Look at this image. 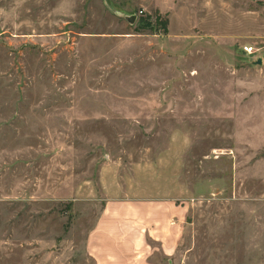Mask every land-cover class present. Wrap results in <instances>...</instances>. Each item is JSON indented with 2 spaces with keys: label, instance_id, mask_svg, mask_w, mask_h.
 Returning a JSON list of instances; mask_svg holds the SVG:
<instances>
[{
  "label": "rangeland",
  "instance_id": "obj_1",
  "mask_svg": "<svg viewBox=\"0 0 264 264\" xmlns=\"http://www.w3.org/2000/svg\"><path fill=\"white\" fill-rule=\"evenodd\" d=\"M129 201L171 264H264V0H0V264H96Z\"/></svg>",
  "mask_w": 264,
  "mask_h": 264
},
{
  "label": "crops",
  "instance_id": "obj_2",
  "mask_svg": "<svg viewBox=\"0 0 264 264\" xmlns=\"http://www.w3.org/2000/svg\"><path fill=\"white\" fill-rule=\"evenodd\" d=\"M179 217L169 202H109L90 234V254L96 264H171L178 248Z\"/></svg>",
  "mask_w": 264,
  "mask_h": 264
},
{
  "label": "water",
  "instance_id": "obj_3",
  "mask_svg": "<svg viewBox=\"0 0 264 264\" xmlns=\"http://www.w3.org/2000/svg\"><path fill=\"white\" fill-rule=\"evenodd\" d=\"M126 18L129 20L130 24L132 25L135 24L136 21L138 20V17L136 15H127ZM258 64H261V61H258Z\"/></svg>",
  "mask_w": 264,
  "mask_h": 264
},
{
  "label": "built area",
  "instance_id": "obj_4",
  "mask_svg": "<svg viewBox=\"0 0 264 264\" xmlns=\"http://www.w3.org/2000/svg\"><path fill=\"white\" fill-rule=\"evenodd\" d=\"M245 51H246L247 53H251V52L253 51V49H252V48H251V49L246 48Z\"/></svg>",
  "mask_w": 264,
  "mask_h": 264
}]
</instances>
